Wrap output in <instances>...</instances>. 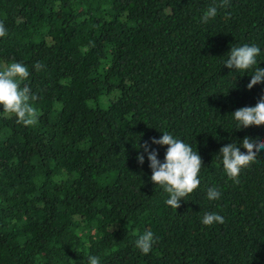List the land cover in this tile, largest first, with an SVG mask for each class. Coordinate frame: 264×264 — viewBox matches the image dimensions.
Returning a JSON list of instances; mask_svg holds the SVG:
<instances>
[{"label": "trees", "instance_id": "1", "mask_svg": "<svg viewBox=\"0 0 264 264\" xmlns=\"http://www.w3.org/2000/svg\"><path fill=\"white\" fill-rule=\"evenodd\" d=\"M209 6L217 15L200 17ZM0 67L27 66L32 125L0 106V264H264V148L228 176L219 148L231 112L264 95L223 65L231 46L261 44L264 0H0ZM39 65V68H34ZM161 131L202 159L177 209L139 147ZM162 160L165 146L153 145ZM216 187L218 199L207 190ZM207 211L223 222L202 225ZM151 230L148 254L135 247Z\"/></svg>", "mask_w": 264, "mask_h": 264}, {"label": "clouds", "instance_id": "2", "mask_svg": "<svg viewBox=\"0 0 264 264\" xmlns=\"http://www.w3.org/2000/svg\"><path fill=\"white\" fill-rule=\"evenodd\" d=\"M224 2V0H222ZM217 15V7L209 6L203 11L200 22L207 23L210 18ZM8 29L0 22V38L7 35ZM223 60V65L229 69H235L239 73L249 72L250 79L247 86L250 88L257 81H264V64L258 57L262 55L261 44L257 42H245L231 46ZM38 69L39 65H34ZM29 70L21 62H11L6 67H0V106L5 114H14L17 122L24 125H32L38 118V109L30 103L35 100L27 85L21 87V82L27 80ZM264 122V95L259 96L255 102H248L238 106L231 112L229 125L239 129L250 123ZM162 135L150 138L142 145V153L137 154V162L143 165L145 154L148 167L151 169L150 179L156 186L168 193L165 203L174 209L180 205L181 200L192 193L200 184L199 173L202 168V159L196 149L180 137L167 131H161ZM153 145L167 146L164 157L158 156V149ZM264 148V137L257 135L252 137L244 135L239 142H226L220 148L223 168L228 176L238 178L242 165L250 162L257 156L259 149ZM209 201L218 199L220 191L216 187L207 190ZM225 216L218 211H207L200 218L202 225L211 226L214 223L223 222ZM156 237L151 230L140 233L134 244L143 254H148L156 242ZM87 264H101L98 256L89 255Z\"/></svg>", "mask_w": 264, "mask_h": 264}]
</instances>
